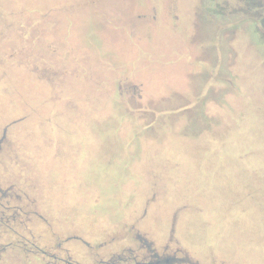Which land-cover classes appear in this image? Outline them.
Returning a JSON list of instances; mask_svg holds the SVG:
<instances>
[{"label": "rangeland", "instance_id": "obj_1", "mask_svg": "<svg viewBox=\"0 0 264 264\" xmlns=\"http://www.w3.org/2000/svg\"><path fill=\"white\" fill-rule=\"evenodd\" d=\"M263 19L240 0H0V264L59 244L85 264L173 223L194 261L264 264Z\"/></svg>", "mask_w": 264, "mask_h": 264}, {"label": "flooded vegetation", "instance_id": "obj_2", "mask_svg": "<svg viewBox=\"0 0 264 264\" xmlns=\"http://www.w3.org/2000/svg\"><path fill=\"white\" fill-rule=\"evenodd\" d=\"M1 192V188H0ZM172 229L166 236L163 243H157L147 234H142L135 226L128 231L130 244L120 248L119 251L109 252L104 256L96 253L95 247L87 252L85 264H201L199 261H194L180 247L175 245V230L174 223ZM128 241V240H127ZM109 244H101L99 247L105 249ZM62 244L56 246L63 256L55 252L40 249L39 253L41 264H84L73 259L68 249H62ZM90 256V257H89ZM214 263V262H213ZM216 262L215 264H218Z\"/></svg>", "mask_w": 264, "mask_h": 264}, {"label": "trees", "instance_id": "obj_3", "mask_svg": "<svg viewBox=\"0 0 264 264\" xmlns=\"http://www.w3.org/2000/svg\"><path fill=\"white\" fill-rule=\"evenodd\" d=\"M244 8L248 11H262L264 12V0H240ZM264 23V19H263Z\"/></svg>", "mask_w": 264, "mask_h": 264}, {"label": "crops", "instance_id": "obj_4", "mask_svg": "<svg viewBox=\"0 0 264 264\" xmlns=\"http://www.w3.org/2000/svg\"><path fill=\"white\" fill-rule=\"evenodd\" d=\"M195 66H196V64H195Z\"/></svg>", "mask_w": 264, "mask_h": 264}]
</instances>
